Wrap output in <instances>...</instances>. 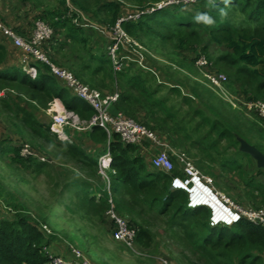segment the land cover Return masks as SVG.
Returning a JSON list of instances; mask_svg holds the SVG:
<instances>
[{"label":"trees","instance_id":"16d2710c","mask_svg":"<svg viewBox=\"0 0 264 264\" xmlns=\"http://www.w3.org/2000/svg\"><path fill=\"white\" fill-rule=\"evenodd\" d=\"M25 1H34L38 6L44 4L41 0ZM147 1L131 0L132 6L122 0H56V5L34 16V19H44L54 30L52 37L43 42L42 49L59 65L54 55L60 52L61 48L66 49L71 42L86 44L87 38L76 35L77 22L74 20L78 17V12L72 6L97 17L99 22L111 28L120 15L136 11L139 7H149L150 3ZM221 9L226 15L221 14ZM198 12L207 13L213 18L214 23L206 25L196 22L194 17ZM238 14L243 16V19L234 22ZM244 21L248 25L243 23ZM29 25L31 26L30 23ZM122 26L143 45L140 49L134 47L129 49L133 52H142L150 65L154 64L147 51L152 50L165 56L167 45L171 44L170 47H174L173 51L182 54L189 52L192 55L186 62L170 58L179 69H185L186 76L183 81H187L188 72L193 68L203 76L197 60L204 54L210 63L206 69L221 71L217 68V65L221 64L231 68L232 72H229L225 82L230 93L232 86L238 83L244 92V95L236 94L240 95L241 100L243 96V101L248 103L264 101V0H230L227 5L223 0H196L189 4L172 5L150 13L145 12L137 20L123 22ZM14 29L26 38L30 37L32 31L30 27L22 24H18ZM63 30H66V34L64 40H61ZM203 31L211 43L223 46L227 50L214 61L204 42ZM2 34L0 31V90L14 89L19 97L10 93L0 96L1 108L5 109L6 113L9 111L7 115L4 112L0 115L11 120L10 136L0 139V158L12 157V163L21 166H16V171L26 169L31 170L30 173L34 175L43 173L45 168L49 167V161H43L38 156L23 157L20 149L24 142L14 141V135L21 137L27 135L33 141L31 147L39 156L44 151L50 158L59 156L67 162L78 164L82 170L75 171V178L64 186L65 190L72 193L70 202H76L81 198L83 203L81 209L87 215H90L92 210L104 214L113 238L114 225L107 215L111 196L116 211L125 216L129 224L137 229L134 247L139 243L146 244L152 238L151 231L140 225L135 218L144 216V213L156 214L166 217L173 236L179 237L183 246L190 251L191 257H187V260L191 264H264V226L246 219H240L232 224L212 225L209 207L205 205L189 207L188 193L182 188L172 187L173 177L183 176L175 158L172 157L175 169L171 173L158 169L151 164L150 159H147L146 152L141 146L124 142L118 133L109 136L107 131L98 125L91 126L88 135L89 140L97 145L95 149H87L81 143L62 139L58 143L63 147L61 151L53 148L50 150L53 153L50 154L43 149L45 146L39 147L40 138L48 143H53L51 135L58 138V134L51 131V122H45L36 115V112L48 109L54 99L60 98L66 109L77 114L81 120H90L94 110L68 86H62L60 82L63 80L54 75L49 65L43 61L31 60L38 69L37 76L31 77L23 68L22 50L13 43L14 48H9L6 42L8 39ZM122 52H126L124 48ZM89 60L91 61V58ZM97 62L94 71H88L91 63L87 62L83 63L80 71L77 70L74 75L88 82L91 87L98 88L103 94L110 93L103 89L109 86L104 84V80L99 78L98 74L110 76L113 84L116 83L119 88V98L111 107L112 113L121 111L125 116L144 123L168 140L173 147L181 148L189 154L198 148V154L194 155L198 168L212 173L214 171L212 166L219 165L224 170L240 175L245 183L246 196L237 191V203L255 209L264 206V180L257 179V175H261L264 168H258L257 173L248 177L240 158L251 155L240 150L239 142L242 138L264 153V117L255 111H246L247 108L244 107L245 113H254L258 116L257 119L254 117L250 119L249 116L247 119V116L241 113L243 110L237 109L238 107H234L228 101L225 103L224 98L210 88L206 81H204L206 97H209V101H214L209 91L215 93L216 97L222 100L224 108L220 110L210 103L206 105V110L191 106L193 114L189 115L190 111L180 117L168 105V95L172 91L181 95L180 86H173L167 96H160L162 88L166 86L165 81L155 78L158 82L150 85L153 81L150 74L153 72H144L141 69L133 71L134 69L126 64L120 72L114 73L107 51L97 57ZM166 67L170 69V66ZM162 69L167 76L172 75L169 69ZM84 73L88 78L83 76ZM113 84L108 88L110 91ZM191 90L194 97L182 95L185 103L190 105L195 102V98L199 99L196 87L191 86ZM26 100L29 102L28 105H23L22 101ZM199 115L201 120L188 130V125ZM205 127H207L205 132L195 138L194 136L201 133V129ZM34 137H38L39 140ZM230 149L235 155L228 153ZM106 153L111 157L110 168L107 170L109 187L107 179L99 173V158ZM91 175L97 179L96 185L88 180ZM5 207L9 208L5 213L0 211V264H47L49 254L52 253L70 257L71 251L60 250L61 242L57 241L56 233L51 232L45 218L39 219L31 215L25 210V205L16 200L6 199Z\"/></svg>","mask_w":264,"mask_h":264},{"label":"rangeland","instance_id":"374dc122","mask_svg":"<svg viewBox=\"0 0 264 264\" xmlns=\"http://www.w3.org/2000/svg\"><path fill=\"white\" fill-rule=\"evenodd\" d=\"M41 1H43L45 5L43 4L38 6L34 1L27 2L25 0H0V17L2 18V21L9 27L15 28V26H17L18 24H22L23 26H27L28 28L30 27V30H32L35 22L39 20L34 19V16L44 11L45 9L51 8L53 5H56L55 0ZM122 1H126V4H132L131 0ZM147 2L154 3L157 2V0H148ZM10 4L13 9H11L12 7H10ZM5 11L11 12L10 19H8L7 21L2 15H5ZM236 16L237 18L234 19V22H236L237 20L242 21L243 16H241L240 14ZM29 23L31 24V26H33L31 27ZM243 23L248 25L245 21ZM202 35L204 37V42L208 47L209 55L213 61L218 56H221L227 52L225 47L217 46L211 43L204 31L202 32ZM60 38L61 40H64V34H61ZM170 46L172 45H167L168 49L165 51V56H162L148 49L149 52L147 51V53L150 56L152 63L154 64L153 67L155 70V72H153L155 75L150 72L152 73L150 74V79L153 80L150 85H155L158 82V79L155 81V78H159V81H165L164 84L166 86L164 89L162 88L160 96H167L168 93L172 91L170 89L171 87L176 85L180 86L182 90L181 95L176 94L175 91H172L171 94L168 95V105L171 106L172 111H176L180 117L186 115L190 111L191 112L189 113V115H192L194 110L191 108V106L194 108H201L202 110H206V105L208 103L214 104L216 108L222 110V108H224L222 100L218 99L215 93L209 91L210 96L214 101H209V97H206V90H204L206 87L204 85V78L202 75H199L193 67L192 71L188 72L189 76L187 75V81H183L185 80L184 78L186 76L185 69H179L173 59L171 60L170 58H175L178 61L186 62L191 59L190 57L192 55L189 52L182 54L178 51H173L174 47L172 48ZM159 48L162 47L159 46ZM95 49L96 48H91L93 52H96ZM202 55L205 56L204 54ZM80 57L84 58V52L79 48L74 47L64 49L63 51H60V53L54 55V58L57 60V63H59V66L70 70L71 72H73V74L78 72L76 64L80 66L79 62L82 60ZM62 61L63 63H61ZM166 66H170V69ZM162 68L169 69L172 75L167 76L166 72ZM217 68L224 72L226 75H228L229 72H232L231 68L224 64H221V66L217 65ZM165 77L167 78L166 80ZM86 78H88V75L86 76ZM86 84L89 83L87 82ZM191 86L196 87L197 92H199V99L195 98V102L190 105L185 103L182 95L187 94L191 96L193 95L194 97ZM232 87L233 88H231V92L233 94L236 95L240 93L244 95L241 85L235 83ZM13 90L11 88L1 89L0 96H6L10 93L13 96L19 97V94L17 92H14ZM115 90L119 91L116 83L113 84V89L111 91L105 90L104 88V91L107 92H114ZM237 98H240V95H237ZM242 100H244L243 96ZM225 101L226 100L224 99V102ZM28 103L29 102L27 100L22 101L23 105H28ZM50 104L49 109H46L44 112H36V115L45 122L53 121L52 113L54 111L52 110L53 108L50 109V107L56 105V108L57 106H59L58 108H60L61 106L60 103L57 104L55 103V101L51 102ZM237 105V109L243 110L244 105L239 100L237 101L236 106ZM59 110L61 111L62 109L60 108ZM2 112L6 113V110L2 109L0 106V113ZM8 113L9 111L7 110V113L5 115H7ZM63 113L65 115H69L70 111L66 109L65 111H63ZM241 113L245 115V117L247 116V119H249L248 116L250 117V119L253 117L254 119H257L258 117L254 113H245L244 110L241 111ZM72 120L73 118L71 117L70 121ZM199 120H201L200 115L195 116L191 123L188 125V130L191 129V127ZM169 122L173 123V121ZM146 123L148 122L146 121ZM149 124H151V122H149ZM10 126L11 120L9 118L4 119L3 116L0 115V139L10 136ZM261 127L262 126H260V128ZM206 129L207 127L202 128L201 133H198L194 137L197 138L200 134L204 133ZM51 137L53 143H48V141H46L45 139L40 138L39 147L42 148L43 146H45L43 147V149L50 154L53 153L52 151H50L53 148H55V150L57 151H61L60 149H63V147H61L58 143L59 140H63L65 138L59 136L58 138H56L53 135H51ZM22 138H26L27 140L25 139L22 141ZM34 138L36 140H39L38 137ZM14 141H16L17 143H19L20 141L27 143L30 142L31 146L33 143L32 139L27 135L25 137L14 135ZM179 150L186 153L198 167L196 161L197 158L196 156H194L195 154H198V148H195L192 154H189L181 148H179ZM38 151L40 150L38 149ZM42 152L40 156L43 155L46 160L49 161V167L47 169L45 168L44 172L40 173V175H34L30 173L31 170L27 171L26 169H18V172L16 171L15 167L19 166V164L15 162L12 163V157L0 158V211L5 213L9 209L5 207L6 199H9L10 201L16 200L18 202H21V204L25 205V210H27L28 213L36 216L39 219L41 217L46 219L47 226L49 227L51 232L56 233L55 235L57 237V241L59 243L61 242V247L65 249V251L63 250L64 252H67L68 250L70 251L69 246L77 245V247L81 248L86 256L90 258V261L93 262V264H163V259H167L169 264H191L190 261L187 260V257H191L190 251L186 249L185 246H183V243L179 239V237L176 238L173 236L172 231L170 230L167 223L166 217H161L156 214L147 215L144 213V216H141L138 219L135 218L140 225L149 229L152 233L151 241L147 242L146 244L139 243L135 247L129 249L122 245V243L113 239L111 236L110 225L104 214H99L92 210V212L89 213L90 215H87V213L83 212V210L81 209L83 207L81 198L80 200H78L80 202V205L78 201L70 202L72 193L65 190L66 188L64 186L72 178H75V171L78 172L79 170H82L80 166L78 164H74V162L71 161L67 162L59 156L50 158L47 154L44 153V151ZM228 153L234 154L232 149H230ZM240 161L242 162L244 170L248 177L254 175L259 171V167L257 166V163L252 156L240 158ZM199 169L202 173L210 176L213 179L214 185L219 191L227 195L230 194V196H232L231 194H235L234 196H232L233 198L231 197L232 200H237V191H240V193L246 196L245 183L238 173L231 172L230 170H224L219 165L212 166V169H214L212 173L203 171L200 167ZM89 179L90 181H92V183H94V185L98 183L97 179L93 178L92 175L91 177H88V180ZM257 179L262 181L264 180V171L261 175H257ZM200 200L202 199H199V197L197 196L196 198H194V202H198ZM203 200L205 201V199ZM217 204L220 205L218 202ZM262 208H264V206Z\"/></svg>","mask_w":264,"mask_h":264},{"label":"built area","instance_id":"2783aa9c","mask_svg":"<svg viewBox=\"0 0 264 264\" xmlns=\"http://www.w3.org/2000/svg\"><path fill=\"white\" fill-rule=\"evenodd\" d=\"M195 1L196 0H159L150 3V6L147 8L139 7L136 11L120 15L115 24L111 27L112 38L107 47V54L111 59L114 73L120 72L126 65L127 55L122 52L123 48H143L140 42L123 28V22L137 20L145 12L150 13L162 7L189 4ZM0 31L10 38L16 47L22 50L21 62L24 70L31 77L35 78L38 73L37 67L31 63V60L43 61L49 65L51 72L54 75L62 79L74 94L85 100L94 110L93 116L88 121L80 120V118L73 112H70L69 115L60 112L52 113V125L55 128H62V126L68 124L77 129L90 128L93 125H98L104 128L109 136H111L112 133H118L124 142L137 144L141 146L143 150L148 151L149 147H153L150 160L154 167L171 173L175 169L172 157L179 163V168L184 177L174 176L172 180L173 186H182L191 191L189 185L192 181H202L210 186L216 198L225 204V211L219 210V213L225 216L229 214L233 215L230 221L246 219L264 226V208L255 209L252 207H245L232 200L230 196L222 193L215 187L213 179L202 173L186 153L173 147L168 140L163 138L156 131L138 120L125 116L121 111L116 114L112 113L111 107L113 103L118 100L119 91L115 90L114 92L103 94L101 90L93 88L78 79L70 70L62 68L53 62L42 49L43 42L50 39L54 33L50 24L44 20H37L31 31L30 37L26 38L17 33L14 28L7 26L0 18ZM197 64L201 67L206 84L210 88L216 90L226 101L232 103L234 107H238L236 104L239 100L244 107L247 108L246 111H255L260 116L264 117V101L258 100L256 102L248 103L237 98V95L230 93L225 85L227 75L224 72L215 69H206L205 67L210 65V63L205 56L198 58ZM71 117H73L72 121H70ZM20 154L23 157L38 156L41 160H46L44 156H39L27 142L22 143ZM109 159V153L102 155L99 158V173L107 179L108 187L109 177L106 173V167L109 165ZM212 192L205 189L198 192L195 191L194 193L195 197L197 196L200 199H203L206 198L207 195L213 198L214 196L212 195ZM109 202L110 207L107 210V215L114 225L113 238L131 249L135 245L134 240L137 234V229L129 224L125 216L120 215L116 211L111 196L109 197ZM212 219L211 224L216 223L217 220H214L213 217ZM70 251V257L67 258L53 253L49 254L47 264H93V262L90 261V258H88L80 248L70 246ZM163 264H169L168 260L163 259Z\"/></svg>","mask_w":264,"mask_h":264},{"label":"crops","instance_id":"0c3cea01","mask_svg":"<svg viewBox=\"0 0 264 264\" xmlns=\"http://www.w3.org/2000/svg\"><path fill=\"white\" fill-rule=\"evenodd\" d=\"M44 5H45V3H44ZM10 7H12L11 4H10ZM72 8L78 12V14H77L78 17L75 18V20H74V22H77L76 23L77 24L76 25L77 26L76 35L78 37L82 36V37L87 38V42L85 45H83V44L80 45L77 42H75V43L71 42V43H69V46L67 48L74 47V48H79L81 51H83L84 52V58L80 57L82 59L79 62L80 66H78V64H76L77 65L76 68H77V70L79 69V71H80L83 63L86 64L87 62L88 63L90 62L91 65H90V68H88V71L90 70L89 72H91L97 68V65H98L97 57L101 56L103 53H105V51H107L108 44L110 43L111 38H112L111 28L108 25L99 22L97 17L95 18L92 15H88V14L84 13L83 11L77 9L75 6H72ZM11 9H13V7ZM10 14H11V12L5 11V15L4 14H2V15H3L4 19L7 21L8 19H10ZM61 32H62L61 34H64V35L66 34V30H63ZM2 35H4V34H2ZM4 36L6 37V39H8V40H6V42L9 46V48H14V45L12 44L13 42L6 35H4ZM91 48H96L95 49L96 52H93L91 50ZM63 50L64 49L61 48L60 51H63ZM88 51L90 53H87ZM125 51H126L125 53L127 55L126 64L128 65V67H132L134 69L133 71H135L136 69H141L144 72H155L153 65H150L146 61L147 59L143 55L142 52H139V53L133 52V50H130L129 47H125ZM58 53H60V52H58ZM58 53H56V54H58ZM92 57H94V59ZM89 58H91V61L89 60ZM61 63H63V61ZM133 64H135V65H133ZM98 75H99V78H102L104 80V84L106 83V85H108L109 87H112L113 82H112V79L110 76H108V75L105 76V74H103V73L98 74ZM83 76L86 77L87 74L84 73ZM60 84L62 86L65 85L67 87V85L64 81L60 82ZM108 88H105V90H109ZM54 101L61 104V106H60L61 109L66 110V107L64 106V104L60 98H56V99H54ZM58 107L59 106H57L56 111H58V109H59ZM51 124H52V122H51ZM52 131L54 133H57L56 131H58V133H57L58 136L65 138L63 140H68L69 142L76 141L78 143L83 144L87 149H95V147H97V145L94 144L93 142H91V140H89V138H88L90 128L77 129L71 125H64V126H62V129L59 127L58 130L52 129ZM152 150H153V147H149L148 151H146V150L144 151V152H146L148 160L151 158ZM205 201L207 202V200H205ZM206 202H204V203H206ZM207 203H209V202H207ZM211 205L215 208H216V206H221V205H218L217 202H215V204H213V202H212ZM223 217L224 216H220L218 218H223ZM60 250L65 251V249L63 247H61Z\"/></svg>","mask_w":264,"mask_h":264},{"label":"clouds","instance_id":"9594fccd","mask_svg":"<svg viewBox=\"0 0 264 264\" xmlns=\"http://www.w3.org/2000/svg\"><path fill=\"white\" fill-rule=\"evenodd\" d=\"M223 2H224V4L225 5H227L229 2H230V0H223ZM221 14L222 15H226V12L223 10V9H221ZM194 19L196 20V22H201V23H204V24H206V25H212L213 23H214V20H213V18L211 17V16H209L207 13H197L196 14V16L194 17ZM143 46V45H142ZM79 79V78H78ZM89 85V84H88ZM54 101V100H53ZM52 101V102H53ZM261 101H263V100H261ZM55 103H57V102H55ZM58 104V103H57ZM51 105V104H50ZM52 106V105H51ZM51 108H53L52 110L54 111L53 113H55V112H60V113H63V111H65V110H59L58 109V111H56V105H54L53 107H50V109ZM49 109V108H48ZM71 112V111H70ZM74 113V112H73ZM75 114V113H74ZM77 115V114H76ZM78 116V115H77ZM79 117V116H78ZM53 118V117H52ZM73 118V117H72ZM81 120V119H80ZM52 124H53V121H52ZM51 124V130L52 129H55V130H58V128H55L53 125ZM69 125V124H68ZM61 128V127H60ZM62 129V128H61ZM57 133H58V131H56ZM107 154V153H106ZM105 155V154H104ZM109 165L106 167V173H107V170L110 168V161H111V157H110V154H109ZM101 174V173H100ZM181 177H184V176H181ZM173 180V179H172ZM172 187L173 188H182V189H184L187 193H188V206L189 207H197V206H200V205H205V206H207V207H209L210 208V210H211V216H210V223H211V220H213L212 219V217L214 218V220H217L216 221V223H214V224H212V225H216V224H232L233 222H237V221H239V220H236V221H230V219L233 217V215H231V214H229V215H227V216H225V215H222L221 213H219V210H224L225 211V209H224V207H226L225 206V204H223L220 200H218L217 198H216V196H215V194H214V192H212L213 190H212V188H210V186H208L207 184H205V183H203L202 181H198V182H194V181H192L191 183H190V185H189V189L191 190V191H189L188 189H186L185 187H182V186H179V187H176V186H173L172 185ZM205 189H207V190H210V192H212V195L214 196L213 198L211 197V196H209V195H207V197L206 198H203V199H205V200H207V202H209V203H203V202H205V201H202V200H200L199 202H194V198H196L195 197V191H201V190H205ZM200 199V198H199ZM218 202L221 206H216V208L215 207H213L212 205H211V203L213 202V204H215V202ZM202 202V203H201ZM190 203V204H189ZM220 216H224L223 218H220V219H217L218 217H220Z\"/></svg>","mask_w":264,"mask_h":264},{"label":"water","instance_id":"95a60500","mask_svg":"<svg viewBox=\"0 0 264 264\" xmlns=\"http://www.w3.org/2000/svg\"><path fill=\"white\" fill-rule=\"evenodd\" d=\"M240 150L250 154L256 161L259 168H264V153L259 150L255 145L248 143L244 139H239Z\"/></svg>","mask_w":264,"mask_h":264},{"label":"bare ground","instance_id":"6f19581e","mask_svg":"<svg viewBox=\"0 0 264 264\" xmlns=\"http://www.w3.org/2000/svg\"><path fill=\"white\" fill-rule=\"evenodd\" d=\"M60 109V108H59ZM202 201H204L203 199H202ZM199 202V201H198ZM202 203V202H201ZM204 203V202H203ZM207 203V202H206ZM217 219H220V218H217Z\"/></svg>","mask_w":264,"mask_h":264}]
</instances>
